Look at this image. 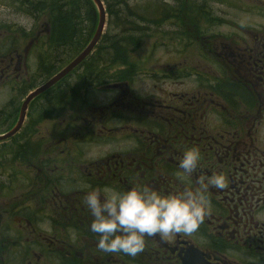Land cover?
Wrapping results in <instances>:
<instances>
[{
	"label": "flooded vegetation",
	"instance_id": "flooded-vegetation-1",
	"mask_svg": "<svg viewBox=\"0 0 264 264\" xmlns=\"http://www.w3.org/2000/svg\"><path fill=\"white\" fill-rule=\"evenodd\" d=\"M244 8L249 22L199 48L201 72L185 58L162 82L139 87L125 73L81 87L67 104L65 76L60 114L36 104L42 97L28 104L22 128L0 142L14 140L0 163V264H264V0ZM30 32L23 49L17 37L0 36V126L11 128L29 89L54 74L44 57L50 24L38 20ZM188 148L201 159L184 175L178 163ZM217 173L223 189L207 184ZM108 188L206 190L210 210L192 234L146 236L136 257L105 253L83 201Z\"/></svg>",
	"mask_w": 264,
	"mask_h": 264
},
{
	"label": "trees",
	"instance_id": "trees-1",
	"mask_svg": "<svg viewBox=\"0 0 264 264\" xmlns=\"http://www.w3.org/2000/svg\"><path fill=\"white\" fill-rule=\"evenodd\" d=\"M102 1L107 14L104 34L90 55L72 71L70 75L73 76V79L69 78L70 75L66 76V81H69L68 86H66V104L79 97L81 87L89 89L95 80L98 84L117 80L119 78L117 73L122 72V69H119V72L108 73L107 69H103L101 65H123L125 56L136 48L143 38H150L159 33L156 29L160 24L173 20L174 29H181L182 24L176 20H182L179 17L182 0H171L172 5L168 6L165 0H158L151 4L139 0ZM16 2L18 10L34 18L41 13H46L49 24L53 26L54 35L53 46L47 51V55H53V51H55L57 60L58 49H63V65L71 61L95 33L94 29L98 21L97 10L92 0H17ZM151 7H155L157 13L159 12L160 21H156L150 15L149 9ZM158 7H160L159 10ZM194 30L198 31L199 28ZM182 35H184L183 32ZM205 38L206 35L201 36L203 47L205 46L203 40L207 41ZM58 70L53 69L52 73ZM93 75L96 79L92 78ZM49 91L37 98L46 97L41 104L50 106L46 112L50 116L56 117L60 114L59 110L64 102L65 93L49 98Z\"/></svg>",
	"mask_w": 264,
	"mask_h": 264
},
{
	"label": "rangeland",
	"instance_id": "rangeland-1",
	"mask_svg": "<svg viewBox=\"0 0 264 264\" xmlns=\"http://www.w3.org/2000/svg\"><path fill=\"white\" fill-rule=\"evenodd\" d=\"M16 1L17 0H0V36L6 35L10 39H13V37H17L19 39L18 41L21 43L20 49H23L25 47L24 45H26L27 41L29 40L28 38L34 35V30L33 33L30 32L33 23H37L38 20L40 22H48V17L46 13H41L35 18L29 16L18 10L19 8H17L18 4ZM139 1L151 4L156 3L158 0ZM165 1H167V6L172 5L171 0ZM249 1L257 2V0H182V9L179 13V17H181L183 21L181 19L176 20L177 22L182 24L180 26L181 29H174L173 20L172 22L169 20L166 23L160 24L156 29L159 33L153 35L150 38H143L140 41L139 45L132 51H130L127 56H125L123 65L119 64L118 66V64H115L114 66H101L103 69H107L108 73H111L113 71L119 72V69H122V72L117 73L119 77L117 78V80L123 78L122 76L125 73L129 75L134 73L133 76H135L134 79L136 80L135 84L139 87L145 84H152L154 83V81L162 82L163 77H161L160 74L172 73V70L176 68V65L181 66V62L185 58L188 62H191V64H193V71L201 72V69L203 68L201 62L202 55H198V53H201V51H199V48L203 47V43H201V36L206 35L205 39H207L209 42L211 41V44L217 42H215L214 33L222 32L226 35V38L230 37V33L235 25L241 26L250 21V18L245 14L246 8H244L246 7L247 2L249 3ZM235 4L237 8H234ZM159 9L160 7H158V10ZM149 13L156 21H160L159 12L157 13L155 7H151L149 9ZM217 15L220 18V26L216 25ZM260 21L263 22L262 19H260ZM50 26L51 30L53 31L52 24H50ZM197 27L199 28V30L195 31L194 29H196ZM182 32L184 33V35H182ZM53 36L54 35L52 32V36H50L51 39H49L48 41V44L50 42V45H48L47 50L44 51V55H47V51L51 46H53ZM62 50L63 49L61 48L58 49L57 60L55 58L56 52L53 50V55L44 56L51 59L53 58L54 70L60 69L65 65H63L62 63V59H64L62 56ZM45 61L47 60L45 59ZM31 62L33 64V71L35 69V61L32 60ZM154 72H158L159 74H155ZM41 76H35L34 83L36 84V86L37 84H39V82L48 78H46L45 75L44 77ZM69 78L73 79V76L70 75ZM92 78H95V75H93ZM177 79L184 81L186 83L185 85L187 86L188 82L196 86L194 77L188 79L181 77ZM62 84V82L59 83L58 85H56V87L48 92L49 98H53L60 93H64V85ZM29 90H31V88ZM28 91H25L23 94H26ZM90 93L91 92L87 93V99H98L110 96V92L108 94L98 93V96L97 94L96 96H94V93ZM2 95L4 96L5 92L2 93ZM45 99L46 97L36 102V104H40ZM12 123L13 121H8L5 125L2 124L0 126V132H4L9 129ZM13 144L14 140L4 144H0V163L3 160L2 154L4 149H2V147L9 148L12 147Z\"/></svg>",
	"mask_w": 264,
	"mask_h": 264
},
{
	"label": "clouds",
	"instance_id": "clouds-1",
	"mask_svg": "<svg viewBox=\"0 0 264 264\" xmlns=\"http://www.w3.org/2000/svg\"><path fill=\"white\" fill-rule=\"evenodd\" d=\"M198 149L184 150L178 167L184 175L197 170ZM207 184L223 189L226 177L213 174ZM92 216L90 230L100 234L96 247L105 253L136 257L145 250V237H169L195 232L210 210L206 190H185L167 196L147 188L126 191L105 189L86 193L83 201Z\"/></svg>",
	"mask_w": 264,
	"mask_h": 264
},
{
	"label": "water",
	"instance_id": "water-1",
	"mask_svg": "<svg viewBox=\"0 0 264 264\" xmlns=\"http://www.w3.org/2000/svg\"><path fill=\"white\" fill-rule=\"evenodd\" d=\"M95 4L96 9H98V23L95 29V34L90 39L87 46L71 61L69 62L65 67H63L59 72H57L54 76H52L50 79H48L44 84L37 87L30 93H28L21 104L19 117L14 125V127L8 131L6 134L0 136V140L6 139L13 134H15L22 126L26 109L28 104L32 99H34L36 96H38L40 93L44 92L51 86H53L56 82H58L60 79H62L64 76H66L68 73H70L76 66H78L87 56L89 53L93 51L95 48L96 43L99 41L101 35L103 34L104 27L106 25V11L104 9V5L102 0H92Z\"/></svg>",
	"mask_w": 264,
	"mask_h": 264
},
{
	"label": "bare ground",
	"instance_id": "bare-ground-1",
	"mask_svg": "<svg viewBox=\"0 0 264 264\" xmlns=\"http://www.w3.org/2000/svg\"><path fill=\"white\" fill-rule=\"evenodd\" d=\"M39 13V12H38Z\"/></svg>",
	"mask_w": 264,
	"mask_h": 264
}]
</instances>
